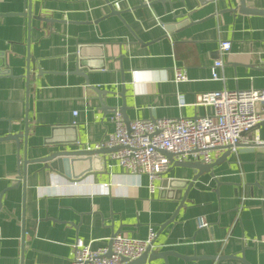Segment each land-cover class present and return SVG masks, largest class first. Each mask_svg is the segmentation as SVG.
I'll return each mask as SVG.
<instances>
[{
    "label": "crops",
    "instance_id": "crops-1",
    "mask_svg": "<svg viewBox=\"0 0 264 264\" xmlns=\"http://www.w3.org/2000/svg\"><path fill=\"white\" fill-rule=\"evenodd\" d=\"M148 1L0 0V136L27 130L26 146L0 140V264H67L77 239L99 248L113 231L145 239L150 227L152 249L167 253L143 264H264V146L224 159L217 148L195 180L193 168L170 163L153 190L110 151L92 167L86 157L71 169L31 162L113 131L112 109L88 86L113 91L117 109L124 88L129 121L212 115L197 95L264 88V0ZM221 39L231 46L213 80ZM175 68L186 80L174 81ZM256 132L264 137V124Z\"/></svg>",
    "mask_w": 264,
    "mask_h": 264
},
{
    "label": "built area",
    "instance_id": "built-area-1",
    "mask_svg": "<svg viewBox=\"0 0 264 264\" xmlns=\"http://www.w3.org/2000/svg\"><path fill=\"white\" fill-rule=\"evenodd\" d=\"M141 2L147 4L149 1ZM230 46L229 40L218 41L220 57L211 64V79L221 78L222 57L228 54ZM184 80L185 72L175 68L174 81ZM195 104L212 106L213 114L133 119L126 126L120 112L113 111L110 116L113 131L104 140L86 149H113L106 154V158L127 172L144 174L149 189L153 190V181L170 166L164 152L173 154L176 161L211 163L212 153L217 148L236 153L239 144L264 146V137L256 132V127L264 120V88L208 91L197 95ZM199 225L205 226L206 223L200 220ZM154 236L153 227L149 228L145 239L117 233L109 238V246L99 248H91L90 244L77 239L67 264H126L139 257Z\"/></svg>",
    "mask_w": 264,
    "mask_h": 264
},
{
    "label": "water",
    "instance_id": "water-1",
    "mask_svg": "<svg viewBox=\"0 0 264 264\" xmlns=\"http://www.w3.org/2000/svg\"><path fill=\"white\" fill-rule=\"evenodd\" d=\"M160 1H170V0H160ZM210 1H214V0H210ZM141 2V0H140ZM241 2V7H243V3H242V0H240ZM141 5H148V6H151L152 5V2H148L147 4L145 3H142L141 2ZM110 6V9H111V13L112 14H116V15H119L120 12H118L117 10H115V6L113 4H109ZM248 11V10H247ZM254 11H258V10H254ZM26 15H28V13H26ZM84 46H79L78 47V50H77V56L81 57L82 52H81V49H83ZM34 62V58L31 57L28 53V64L29 63H33ZM81 63V61H80ZM75 73H81L84 77V81H85V85H89V82H88V78H87V74L86 72L84 71V68L81 64L77 63L76 67H75ZM88 88H91V89H96V92H97V95H98V99L100 100V104H101V108L102 109H112V112L113 111H116L118 110L123 118V121L124 123L126 124V126H128V123H129V120H128V117L126 115V108H127V105H126V102H125V94H124V88L123 90L119 93V96L121 97L122 99V102H121V106L117 109L115 106H111L107 103V97L108 96H111V95H114V92L113 91H110V90H98L97 88H94L93 86H88ZM260 124H264V120H262ZM258 125V126H259ZM27 128V126H26ZM20 138H23V141H24V145L26 146V138H27V130L25 129V131L23 133H10L7 134V136H0V140L2 139H12V140H15L17 144H19V140ZM246 147L248 149H251L253 150L254 149V146H249V145H242V144H239L238 145V151H240L241 149H246ZM113 149H108V148H102V149H82V150H64V151H53L51 152L50 154H47L45 156H42V157H38V158H34L31 162H44L45 163V166L48 167V168H55V169H63V167L65 169H71V163L72 162H75L77 160H81L83 158L81 157H86V160L90 162V165L92 167V159H93V155H98V154H101V153H105L107 151H111ZM165 155L167 156L168 160L170 163H175V164H179V165H182V166H187V167H191L194 169V180L195 178L199 175L200 171L201 170H210V168L218 162V160H216L215 162L213 163H192V162H188V161H176V160H173V154L169 153V152H164ZM229 153V150H225L224 154L222 155V158H226V156L228 155ZM23 164L26 165L27 164V158H26V154H25V158H24V161H23ZM198 171V172H197ZM25 173V168H23V175ZM20 175V173H19ZM21 177L18 176L17 177V182L19 183L21 181ZM17 183V184H18ZM167 183L170 185L172 184V181H169V180H166L163 182V187H166L167 186ZM171 186V185H170ZM191 186V183L189 182L188 183V186H187V190L190 188ZM174 217H175V214L172 215L169 220L167 222L164 223V226L169 223V222H172L174 220ZM118 232H112V235H115L117 234ZM156 233H155V236L154 238L151 240L150 244L147 246V248L145 249V251L139 256L137 257L136 259L134 260H131L129 262H127L126 264H143L144 261L146 260H150L154 257H161V258H165V254L167 252L165 251H157L155 252L152 247L154 245V241L156 239ZM110 240H109V244L108 246L110 245ZM110 248V247H109ZM110 254V249H108V255ZM219 258V257H217Z\"/></svg>",
    "mask_w": 264,
    "mask_h": 264
}]
</instances>
